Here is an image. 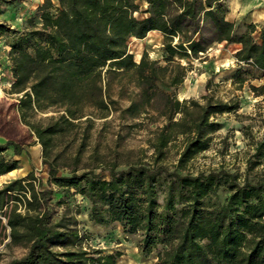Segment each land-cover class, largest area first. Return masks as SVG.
<instances>
[{"label":"trees","instance_id":"16d2710c","mask_svg":"<svg viewBox=\"0 0 264 264\" xmlns=\"http://www.w3.org/2000/svg\"><path fill=\"white\" fill-rule=\"evenodd\" d=\"M12 3L0 0V16ZM227 12L226 0H43L22 29L0 21L8 94L47 176L46 186L30 171L0 188V247L24 251L8 264L118 263L121 252L93 247L80 229L67 200L76 195L90 224L138 235L152 264H264V135L243 178L195 170L221 128L215 118L239 105L176 95L190 71L180 60H201L215 45L239 47L230 77L238 88L264 76V22H229ZM152 31L162 36L161 61L143 52L135 62L130 40ZM249 89L264 98V85ZM111 119L114 145L101 152L91 144L95 123L98 138ZM134 129L146 132V148L119 151ZM22 152L0 144V176L18 169Z\"/></svg>","mask_w":264,"mask_h":264},{"label":"rangeland","instance_id":"374dc122","mask_svg":"<svg viewBox=\"0 0 264 264\" xmlns=\"http://www.w3.org/2000/svg\"><path fill=\"white\" fill-rule=\"evenodd\" d=\"M32 0H13V3L4 7V13L0 16V21L15 29H22L25 21L35 14L29 10ZM264 4V0L262 2ZM262 4V6H263ZM5 16V18H4ZM159 36L148 40H130L129 51L135 62H139L143 52H146L151 59L161 61V42ZM238 49L235 45H215L209 49L201 60L182 59L183 65H190L183 86L177 92V98L181 101L193 98L201 99L204 95H209L215 100L223 102H237L239 109L236 113L224 114L215 118L221 128L213 135L211 148L200 154L193 166L195 170H210L224 168L229 172H237L241 178L245 173V160L252 153V144L257 142L264 135V102L263 97H257L249 89V85H264V76L254 80H248L241 88L235 86L230 77L236 68L233 55ZM8 47L4 39H0V144L13 142L23 148L20 156L14 157L19 161L18 169L11 175L0 178V188L14 179L25 176L28 172L34 171L36 177L41 179L43 186H46V169L41 164L40 148L35 143V138L30 135L25 126L20 123L16 112V96L9 95L10 75L7 70ZM207 82L209 86H206ZM125 105L124 102H121ZM54 115L50 112L41 115L47 117ZM110 124L97 138L96 132L100 129L101 122L95 123L91 144L95 141L99 143L100 151L106 152V148H112L113 138L111 131L118 122L109 120ZM146 132L134 129L120 143L119 151L138 150L146 148ZM175 159L174 149L167 150V162ZM264 167V164H263ZM251 179V176L249 177ZM225 194H221V199ZM52 203L58 199L59 195L53 196ZM69 201V206L73 214L85 225L84 231L90 234L93 239L92 246L103 249L107 252L119 251L122 256L118 264H152L155 261V252L144 256L138 249V235L125 237L121 229L114 225L100 227L90 224L87 220V204L80 196L76 195ZM3 253L0 264H8L13 258L23 255L24 251L15 248L6 251L0 247Z\"/></svg>","mask_w":264,"mask_h":264},{"label":"crops","instance_id":"0c3cea01","mask_svg":"<svg viewBox=\"0 0 264 264\" xmlns=\"http://www.w3.org/2000/svg\"><path fill=\"white\" fill-rule=\"evenodd\" d=\"M42 2L43 0H32L31 3H28L30 4L29 10L34 11ZM262 2L263 0H226L228 12L225 15V20L234 23L261 24L264 22V4ZM155 36H159L162 44V36L156 31L149 32L142 40H148ZM7 174L0 176V178L5 177Z\"/></svg>","mask_w":264,"mask_h":264},{"label":"bare ground","instance_id":"6f19581e","mask_svg":"<svg viewBox=\"0 0 264 264\" xmlns=\"http://www.w3.org/2000/svg\"><path fill=\"white\" fill-rule=\"evenodd\" d=\"M13 172L9 173L8 175H11Z\"/></svg>","mask_w":264,"mask_h":264}]
</instances>
